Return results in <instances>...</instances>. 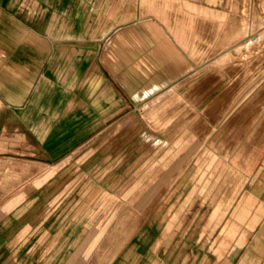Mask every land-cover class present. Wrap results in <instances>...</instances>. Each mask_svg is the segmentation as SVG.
Instances as JSON below:
<instances>
[{
	"label": "rangeland",
	"instance_id": "obj_1",
	"mask_svg": "<svg viewBox=\"0 0 264 264\" xmlns=\"http://www.w3.org/2000/svg\"><path fill=\"white\" fill-rule=\"evenodd\" d=\"M106 1L115 24L161 21L177 63L194 65L195 92L203 64L264 76V0ZM100 80L97 151L34 169L0 159V264H264V167L234 151L233 129L211 134L197 93L190 114L184 98L136 107Z\"/></svg>",
	"mask_w": 264,
	"mask_h": 264
},
{
	"label": "crops",
	"instance_id": "obj_2",
	"mask_svg": "<svg viewBox=\"0 0 264 264\" xmlns=\"http://www.w3.org/2000/svg\"><path fill=\"white\" fill-rule=\"evenodd\" d=\"M102 1L0 0V159L34 169L76 162L87 144L97 151L100 78L102 94L136 107L184 98L188 112L194 95H201L211 134L232 128L234 151H249V165L263 168L264 76L258 66L203 64L206 74L195 92L194 65L177 63L173 36L159 19L154 27L115 24L102 10L110 2ZM167 54L175 56L173 63L167 64ZM156 55V75L146 78V64ZM1 240L0 233V246Z\"/></svg>",
	"mask_w": 264,
	"mask_h": 264
},
{
	"label": "bare ground",
	"instance_id": "obj_3",
	"mask_svg": "<svg viewBox=\"0 0 264 264\" xmlns=\"http://www.w3.org/2000/svg\"><path fill=\"white\" fill-rule=\"evenodd\" d=\"M243 1H245V0H243ZM245 6V5H244ZM257 8H259V6L257 7ZM259 10V9H258ZM261 11V10H260ZM264 13V12H263ZM262 16V15H261ZM262 21V20H261ZM152 89V88H151Z\"/></svg>",
	"mask_w": 264,
	"mask_h": 264
}]
</instances>
